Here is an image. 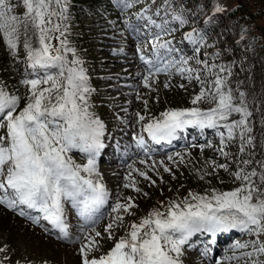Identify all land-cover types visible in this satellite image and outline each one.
I'll return each mask as SVG.
<instances>
[{
	"label": "snow or ice",
	"instance_id": "obj_1",
	"mask_svg": "<svg viewBox=\"0 0 264 264\" xmlns=\"http://www.w3.org/2000/svg\"><path fill=\"white\" fill-rule=\"evenodd\" d=\"M68 2L23 0L26 12L21 20L10 14L7 0H0V38L16 55L19 25H24L26 39L23 46L33 77L21 81L28 87L30 95L19 111L20 96L11 94L0 85V130H4L0 134V204L18 209L20 215L34 222L38 223L41 219L48 221L63 238L69 236L67 205L75 209L87 227L97 223V214L110 195L97 167V158L106 147L105 125L89 110L88 96L93 89L89 86L83 61L75 55V49L68 46L66 38L60 39L66 36V26L62 30V24L69 19ZM141 2L112 0L122 13ZM154 5L156 0H151L147 7L136 13V25L125 21L138 38L144 33L146 40L142 43H150L153 50L148 56L142 47L137 49L147 73L142 76L144 86H150L152 77L161 73L172 75L175 70L181 75L187 74L189 80L201 83V91L192 100L193 105L207 96L216 106L208 110L191 107L162 112L159 117L143 124L141 134L134 137L136 146L145 147L144 132L152 141L160 142L171 140L178 131L188 126L201 129L222 126L227 129V139L234 138L235 130L239 129L242 141L240 151L243 152L245 142L248 145L252 143L249 135L252 128L248 124L252 113L243 104V93L240 94L241 104L236 105L231 89L223 91L226 81L220 73L230 74V69L219 66L218 72L213 71L217 65H209L207 59L196 55L202 46H206L203 28H193L185 34L184 39L193 46L194 55L178 59L175 54L179 50L173 47L172 41H162V36L176 30L172 27L173 23L179 26L187 24L191 13L182 4L176 5L174 0H160V6ZM224 10L218 4L214 8L216 13ZM154 17L159 18V22ZM29 28L36 37V46L28 38ZM53 40H58L59 46L53 44ZM69 53L72 59L68 58ZM192 59H195L196 67L189 66ZM200 65L209 75L215 76L211 87H205L207 82L201 79ZM53 69L56 70L54 73ZM41 85L48 86L42 88ZM233 113L240 114L241 119L221 124L228 121ZM137 116L139 121L145 120V116L139 113ZM219 134L223 142L225 135L223 132ZM73 149L85 154L86 163H77L68 155ZM220 151L222 155H228L223 149ZM243 163L248 165L250 161ZM219 167L227 169L228 166L221 164ZM261 169L260 172L240 169L233 173L241 185L231 191L213 189L207 195L190 193L191 200L170 201L164 211L153 210L140 223L131 224L130 231L99 258L89 259V252L92 246L98 244L96 237H100L101 233L84 236L83 239L88 242L81 241L82 264H183V246L194 236L208 235L210 242L215 244L218 234L232 230L255 238L243 243L235 242L233 250H250L239 256L234 253L227 259L236 260L237 264H264V239H261L264 237V163ZM140 175L147 178L146 173L141 172ZM125 187H134V184H126ZM132 207H135L132 203L117 202L113 211H128ZM115 219L119 221L122 217L118 215ZM112 228L111 223L106 227L109 239H112ZM0 251L3 249L0 248ZM210 251L206 249L204 255L207 256Z\"/></svg>",
	"mask_w": 264,
	"mask_h": 264
},
{
	"label": "rangeland",
	"instance_id": "obj_2",
	"mask_svg": "<svg viewBox=\"0 0 264 264\" xmlns=\"http://www.w3.org/2000/svg\"><path fill=\"white\" fill-rule=\"evenodd\" d=\"M210 1L191 0L189 6H196L199 10H203ZM240 1L242 2V0H220L218 5L226 10ZM7 2L10 6V14L23 20L26 12L23 0H19L23 9L15 5L16 0H7ZM70 3L69 0L67 5L69 19L62 24V30L63 26H66V36L60 39L66 38L68 46L75 49V55L83 61L82 66L89 78V86L93 89L88 96L91 105L89 110L105 125L104 139L107 143L104 151H101V157L97 160V167L100 178L110 193L109 199L113 198V204L97 214L99 219L105 213L100 224L85 227L83 220L79 222V226L71 224L73 238L72 236L61 238L54 235L45 230L42 224L37 225L20 215L18 209L13 210L0 204V248L3 249L0 251V264H82L81 241L87 243L88 241L83 237L89 234L95 236V232H100L101 235L96 237L98 244L92 246L89 259L99 258L130 231L131 224L140 223L153 210L164 211L170 201L182 202L185 198L191 200L190 193L207 195L213 189L231 191L241 185L240 180L231 178L234 176L233 173L240 169L246 172L255 169L253 165L243 163L249 153L247 145L243 152L240 151L239 129L235 130L234 138L227 139V129L222 126L214 128L215 130L209 132V136L191 148L169 149L159 154L154 151H149L148 154L135 153L134 159L122 166L123 162L130 157L129 151L119 146V136L124 137L123 132H129V130L133 132L134 129L136 133L141 132L143 124L159 117L162 112L169 109L199 107L202 110H208L216 104L206 96L193 105L192 100L201 91V83L195 79L189 80L187 74L181 75L175 70L172 75L161 73L152 77L149 81L150 86H144L142 76L147 73L144 63L139 62L137 49L142 47L148 56L153 50L150 43H142L146 40L144 33L142 32L138 38L137 34L127 27L125 21L136 25L138 23L136 14L131 13L130 9L135 7L140 12L151 3V0H142L124 13L112 3V0L109 4L112 14H107L109 11L105 13L91 11V8L84 6L79 17L74 13ZM156 5H158L157 1ZM213 12L215 11L212 10V14ZM81 21L82 27L79 23ZM172 27L176 30L170 35H163L162 41H172L173 47L179 50L175 54L178 59L181 56L192 57L193 46L184 39L185 34L190 30L185 31V25L179 26L177 23H173ZM256 35L258 36L257 31ZM82 37H86V41L89 40L88 43L83 44ZM28 38L33 46H36V37L31 28L28 30ZM252 38H254L253 32L250 33L249 38L238 40L237 46L240 49L249 48L252 45ZM25 39L24 25L21 23L19 45L16 55H13L0 38V85L5 86V90L11 94L20 96L17 111L26 105L30 95L28 87L21 81L33 78L30 75L31 69L28 67L27 53L23 46ZM52 43L59 46L58 40H53ZM196 55L207 59L209 65L216 64L212 62L210 55L203 54L202 47L200 53ZM68 58H73L71 53L68 54ZM21 66L28 69L23 71ZM189 66L196 67L195 59L189 60ZM199 67L201 79L207 82L205 87H211L215 76L209 75L203 65ZM55 71L53 69V73ZM222 74L220 73L221 77ZM47 86L41 85L42 88ZM229 89L225 85L223 91L227 92ZM233 102L236 105L241 104V100L235 98ZM243 104L248 109L244 101ZM137 113L145 116V120L139 121ZM238 119H241L240 114L233 113L228 121H222L221 124ZM3 131L0 130V134H3ZM220 132L225 135L223 142ZM136 133L132 135L133 139ZM125 139L132 146L130 136L127 135ZM220 149L228 155H222ZM115 152H119V161L104 163L108 161L107 159L116 158L117 160L118 156ZM68 155L77 163H85L80 157L83 153L76 149ZM221 164L227 165V169L219 167ZM141 172L146 173L147 178L141 176ZM126 184H134V187H125ZM127 198L131 199L127 200ZM117 202L132 203L135 207L128 211L116 212L113 208ZM118 215L122 217L119 221L115 219ZM109 223L113 224L112 239L108 238V231H106ZM221 236L223 244L220 249L222 251L225 247L224 256L218 257L215 254L213 261H210V254L205 257L197 253L198 246L193 248L195 240L192 244L183 246L181 256L183 264H217V262L237 264L236 260L230 261L227 257L234 253L239 256L242 249L233 250L232 246L235 242L252 236L239 230L222 233ZM78 237L80 239H77ZM207 247L208 245L205 246V250Z\"/></svg>",
	"mask_w": 264,
	"mask_h": 264
},
{
	"label": "trees",
	"instance_id": "obj_3",
	"mask_svg": "<svg viewBox=\"0 0 264 264\" xmlns=\"http://www.w3.org/2000/svg\"><path fill=\"white\" fill-rule=\"evenodd\" d=\"M190 1L174 0V3L182 4L184 9L191 13L186 24L188 28H203L205 31L204 53L214 57L216 69L219 70V66L230 69V74L224 72L222 77L226 80V86L231 89L233 97L240 100V94L243 93V101L252 113L248 118V124L252 128L249 134L252 143L248 145L245 142L249 153L246 160L251 161L249 166L253 165L256 171L260 172L261 164L264 163V0H242L232 8L213 14L212 10L220 0H211L203 10L189 6ZM71 2L77 11H80L79 7L82 3H87L112 14L110 0H71ZM15 5L23 9L22 4L17 0ZM251 32L254 33L252 45L247 49H240L237 41L249 38ZM231 178L235 177L231 176ZM245 241L249 239H244L241 243ZM249 250L243 249V251Z\"/></svg>",
	"mask_w": 264,
	"mask_h": 264
},
{
	"label": "bare ground",
	"instance_id": "obj_4",
	"mask_svg": "<svg viewBox=\"0 0 264 264\" xmlns=\"http://www.w3.org/2000/svg\"><path fill=\"white\" fill-rule=\"evenodd\" d=\"M213 130H215V129H214V128H207V131H206V137L209 136V135H210L209 132H212ZM190 132L194 133V132H195V129H190ZM124 140H125V142H126V144H127L128 147H130V148L133 147V146H130V145H129L127 139H124ZM131 144H132V143H131Z\"/></svg>",
	"mask_w": 264,
	"mask_h": 264
}]
</instances>
